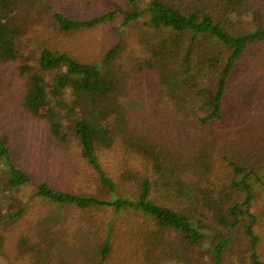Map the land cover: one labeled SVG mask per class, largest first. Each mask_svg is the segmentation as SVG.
<instances>
[{
    "label": "trees",
    "instance_id": "1",
    "mask_svg": "<svg viewBox=\"0 0 264 264\" xmlns=\"http://www.w3.org/2000/svg\"><path fill=\"white\" fill-rule=\"evenodd\" d=\"M78 1L96 7L92 15L59 0H0V99L14 114L11 124L0 122V252L11 244V264H107L118 226L100 223L99 212L109 209L143 216L134 240L144 244L145 264L202 256L210 236L206 255L221 264L234 229L255 243L252 208L264 198V159L243 165L224 149L254 132L253 115H264V82L254 91L234 82L264 74V0H117L107 8ZM35 7L38 28L22 18ZM111 23L123 30H111L96 59L51 40L65 44ZM19 118L40 131L34 144L74 156L68 179L95 176L99 192L36 179L15 149ZM220 163L231 178L217 172ZM218 180L234 198L217 201ZM25 186H33L28 202L13 194ZM45 201L60 209L36 212L31 229L15 232L31 217V203ZM86 236L85 244H99L91 257L70 248Z\"/></svg>",
    "mask_w": 264,
    "mask_h": 264
},
{
    "label": "rangeland",
    "instance_id": "2",
    "mask_svg": "<svg viewBox=\"0 0 264 264\" xmlns=\"http://www.w3.org/2000/svg\"><path fill=\"white\" fill-rule=\"evenodd\" d=\"M52 1L57 2V0ZM118 1L102 0V6L100 7L107 8L110 6V4L117 5L119 4ZM59 2V7H69L71 11H73V13L77 15L83 14L82 9H86V13L92 15L94 10L96 9V7L88 9L86 5L81 4L78 0H59ZM39 11L40 10L35 7L33 9H29L27 13L23 12L22 18L27 21L29 27L33 26L34 28H38L40 26L39 14L41 12ZM111 30H114L116 34H119L122 32L123 28H120L118 23H111L98 27L95 30L87 31L81 36L77 35L74 39L69 40L65 44H63L64 40L59 36H53L51 40L56 44L66 45L69 50L74 51L84 59L92 60L96 59L97 56L99 57V55L103 53L104 48H107L109 46L110 41H112L113 39ZM32 35L35 36L36 34L32 33ZM28 36L29 33L27 32L23 37L26 38ZM9 69H13L12 64H10ZM234 82H242V84H245V86L251 88L250 90H258L256 82H264V74L254 71L251 75H240V77H238ZM250 97L249 100L252 101V98ZM5 98L6 102L10 101L7 96ZM3 101L4 98L0 99V122L5 124V122H12L14 114L12 113V111H9V107L5 108V103ZM141 105L143 106L145 105V103H142ZM133 107L140 108V105L136 104ZM251 121L254 123V125L252 126L253 129H255L254 132L252 133L247 131V134L245 136L236 139L227 150L224 149V152L229 154V157L231 159H234L238 163L243 165H254L255 163H259L264 159V115L261 116L260 119L258 118V115H253ZM259 122H262V125H260ZM18 124L20 125L18 127L17 133L19 136V141L16 144L15 149L18 150V153L21 155L20 160L28 165L29 170L31 169L30 171L33 172V175L36 177V179H47L52 184H57L59 186H63L66 188L69 187L73 189H78L80 187L83 188L86 186L88 192L90 193L96 194L97 192H99V186L96 185L95 176H91L85 181L81 173H75V175L72 176L71 179H68L65 176L66 173L76 172L71 165V163H73V161L75 160L73 155L67 154L65 153V151H62L61 153L59 152V154L53 153L52 150H49V146H51V144H34L42 142L40 131H31V129H34V125H31L27 121H25L24 123L22 118H19V122L16 123V125ZM5 126L7 125L5 124ZM137 164L139 163L136 162V164L134 165L136 166ZM225 164L220 163V168L217 169V172L220 175L222 174V177H224L223 179L228 177L231 178V176L229 175L230 168ZM128 166L130 165L128 164ZM81 168L83 170H86V172L89 171L85 169L84 166ZM220 184L221 181L218 180L217 184L213 186L212 189V192H214L213 195L216 196L217 201L227 199L231 196H233L232 198H234L235 193L228 190H222ZM32 189L33 186H25L17 189L13 192V194L23 199L25 202H28L30 200ZM8 197L10 198L9 195ZM161 197H164V195L161 194ZM31 206L32 207L30 210L34 211H29L30 213L27 212L29 213V215H31V217L22 220L19 225H17V228H15V232L23 231L26 228L31 229L33 225L30 226V224H32V222H35L34 218H39V216H36V212H38L40 215L41 213H50L56 211L57 209H60L57 206L51 205V203L47 201L43 203H31ZM64 212H66V209L62 208L61 213ZM252 212L255 215V220L251 228L253 233L257 236L258 240L252 244L251 237L249 235L247 236L245 233H243V231L239 232L240 230L234 229L231 234L233 242H231V244H229L226 248L221 264H254L252 253H255L257 258L264 264V198L262 202L259 203V205L255 203L254 207L252 208ZM99 214L101 215L100 223L110 222L114 219L116 225L118 226V229L115 232V238H113V251L107 264H145V262L143 261L142 250V246L144 244H136L137 241L134 240V236H136L135 233L139 230V226L142 225L145 221L143 216L141 217L140 213L132 212L131 210H123L120 212H115L114 214L111 209H109L108 211H100ZM11 228L12 226L9 229ZM245 237L247 238V241ZM88 241V236H86V238L81 237L80 240L77 241L79 244H71L70 248L72 246H80L84 251L87 250V253L91 257L95 254L99 244H94L92 241H90L88 244H85ZM211 241L212 236H210L205 241V244H203V249L201 252L202 256H200L201 254H192L189 257L182 256L178 257L177 259L173 258L171 260H168L166 264H215V257L213 253H211L210 255H206V249L213 248L214 246ZM5 245L6 249L4 248V250L0 252V264H11V260L9 258L13 257V253L9 252L8 250V247L11 246V244ZM138 250H141L140 253H138Z\"/></svg>",
    "mask_w": 264,
    "mask_h": 264
}]
</instances>
